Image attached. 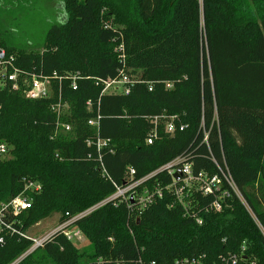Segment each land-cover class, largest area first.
I'll return each mask as SVG.
<instances>
[{
  "label": "trees",
  "instance_id": "trees-1",
  "mask_svg": "<svg viewBox=\"0 0 264 264\" xmlns=\"http://www.w3.org/2000/svg\"><path fill=\"white\" fill-rule=\"evenodd\" d=\"M30 1L0 0V46L24 73L52 78L53 95L32 100L0 89V139L11 146V156L0 159V210L23 192L32 198L19 214L4 212L0 264L32 247L34 223L83 213L112 195L128 168L138 180L178 156L196 172L228 171L251 212L223 182L215 194L189 197L188 215L163 190L171 176L159 171L137 188L163 190L141 212L131 200L109 201L74 222L88 246L56 231L17 264L212 262L243 245L264 264V0H61L64 20L39 42H20L23 32H7L2 19L20 13L24 23ZM122 70L137 79L130 92L102 93L95 80ZM76 72L74 89L67 76ZM60 98L67 108L58 116L51 105ZM171 115L187 127L165 132V119L155 118ZM97 116L98 125H89ZM153 129L158 137L148 144ZM95 137L109 138L112 150L89 146ZM27 181L41 189L26 190ZM226 190L222 210L207 211Z\"/></svg>",
  "mask_w": 264,
  "mask_h": 264
},
{
  "label": "built area",
  "instance_id": "built-area-1",
  "mask_svg": "<svg viewBox=\"0 0 264 264\" xmlns=\"http://www.w3.org/2000/svg\"><path fill=\"white\" fill-rule=\"evenodd\" d=\"M71 80V86L77 88V79L81 78L80 73H70L67 76ZM59 79H62L59 78ZM134 75H129L124 70H122L116 76H110L107 78H98L96 79V85L102 86V93H123L128 94L131 90L132 85L135 83ZM171 87V84L167 85ZM10 87L13 90L21 91L24 96L28 99L39 100L51 98L53 95V79L45 76L41 73L31 72L29 74L24 73L20 66L16 63V55L9 54L7 50L0 46V89ZM88 107L91 108V102H87ZM67 108V103L63 102L60 98L57 102L51 105V109L54 112H57L58 116ZM165 119L164 131L167 133H175L178 131H183L187 126L183 123L177 122V117L174 115L171 116H161L160 118H155V121ZM99 121V116L96 118H90L88 124L91 126H97ZM62 126L65 130H70L71 126L68 124L57 123V127ZM158 137L156 129H153L147 137V143L151 144ZM207 140V133H205L204 141ZM111 140L109 138H100L95 137L87 140L89 146H96L98 150L103 148H110ZM110 150H112L110 148ZM11 154V146L8 142L0 139V159L9 157ZM166 171L171 176V183L164 186L163 190L170 191L173 193L179 203L186 210L187 214L190 215V198L197 194L202 196H209L215 194L221 189V185L225 182L228 187L233 190L234 194L241 200V202L246 206L247 210L251 212L248 204L246 203L241 192L237 188L234 180L228 171L220 169L219 173L210 175L207 172H196L193 169L192 162L187 160L185 156H178L173 160L169 161L162 167H160L154 173L144 177L142 179L134 180V169L128 168V177L123 182L121 186H116V191L110 195L107 199L100 203L101 206L109 201L114 199H120L124 201H130L133 199V204L135 209L138 212H141L144 208L148 207L156 197H161L163 195V190L160 185H154L152 188H145L141 191H138L137 188L145 179L154 175L157 172ZM178 174L179 179L177 180L174 175ZM41 189V184L34 181L26 182V190L38 192ZM228 195V190L223 191L221 195L216 198L207 208V211H220L223 208V199L224 196ZM32 204V198L27 193L23 192L14 198L11 201L3 205L2 210H0V230H3V219L4 212L8 211L15 215L19 214L23 210L30 208ZM130 205V206H131ZM95 206L83 213L70 216L65 220L59 223V226L52 232L61 231L63 234L72 242L76 241V234L71 231V227L74 225V222L81 216L89 213L93 209L97 208ZM198 223H201L199 217H195ZM7 228H11V225L7 224ZM51 235V234H50ZM49 235V236H50ZM42 239H32V247L22 256L35 250L37 247L42 246L48 237ZM0 242H3V237H0ZM75 243V242H74ZM22 257L17 259L12 264H17ZM103 260H100V263ZM139 263L142 264V260H139ZM257 262L248 257L245 252L244 245L239 248L237 251H228L224 254H221L212 262H207L203 260L201 256H192V257H179L176 258L173 262L169 264H256ZM147 264V263H146ZM148 264H156L155 261H151Z\"/></svg>",
  "mask_w": 264,
  "mask_h": 264
},
{
  "label": "rangeland",
  "instance_id": "rangeland-1",
  "mask_svg": "<svg viewBox=\"0 0 264 264\" xmlns=\"http://www.w3.org/2000/svg\"><path fill=\"white\" fill-rule=\"evenodd\" d=\"M61 0H32L30 1L28 18L24 23L19 20L22 18L20 13H16L14 16L16 20L11 19V15L7 14L2 19L3 29L9 33H16L22 31L18 37L19 41L22 42L25 38V42H39L43 38L44 32L55 22H61L65 18L64 12H61ZM108 9H103L102 12H107ZM27 12V11H26ZM15 25L17 30L13 32L10 30V26ZM26 31V33H24ZM11 156V155H9ZM61 222V213H53L51 216L43 218L38 222L34 223L28 230L27 235L32 239H42L50 234L59 226ZM71 231L76 234L75 244L80 248L88 246L89 240L85 237L83 232L78 226L73 225ZM23 256V255H22Z\"/></svg>",
  "mask_w": 264,
  "mask_h": 264
},
{
  "label": "water",
  "instance_id": "water-1",
  "mask_svg": "<svg viewBox=\"0 0 264 264\" xmlns=\"http://www.w3.org/2000/svg\"><path fill=\"white\" fill-rule=\"evenodd\" d=\"M174 177L178 180L179 179V176L178 174H175ZM131 202H133V199L131 198Z\"/></svg>",
  "mask_w": 264,
  "mask_h": 264
}]
</instances>
